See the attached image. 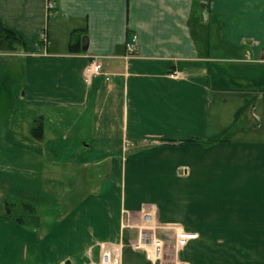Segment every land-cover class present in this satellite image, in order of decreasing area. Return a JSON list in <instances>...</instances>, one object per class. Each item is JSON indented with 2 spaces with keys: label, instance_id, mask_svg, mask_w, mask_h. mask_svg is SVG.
Segmentation results:
<instances>
[{
  "label": "crops",
  "instance_id": "obj_1",
  "mask_svg": "<svg viewBox=\"0 0 264 264\" xmlns=\"http://www.w3.org/2000/svg\"><path fill=\"white\" fill-rule=\"evenodd\" d=\"M0 23L26 50L0 53V264H96L103 247L123 264V212L147 202L196 234L184 263L264 264V0H0ZM93 57L102 71L85 81ZM8 93L52 124L58 115L63 142L52 131L43 142L42 122L40 140L22 130ZM55 140L68 156L93 148L115 181L69 189L72 207L21 226L6 195L46 201L35 176Z\"/></svg>",
  "mask_w": 264,
  "mask_h": 264
},
{
  "label": "rangeland",
  "instance_id": "obj_2",
  "mask_svg": "<svg viewBox=\"0 0 264 264\" xmlns=\"http://www.w3.org/2000/svg\"><path fill=\"white\" fill-rule=\"evenodd\" d=\"M7 95L8 96H6V99L9 101L10 107L13 106L15 108L18 106L22 109L21 116H18L19 118L16 119L17 124L22 126V130H24L25 126H28L27 129L29 134V129L33 127L37 121H41L44 125V129H46L43 142L48 140L47 134L49 131H52L51 134L54 136V138H56V140L58 139L59 141H62V132L55 131L57 128L61 129L62 127L57 121V118H60L58 115L53 116L56 120L52 124L49 122L52 119L50 115L46 114V116L39 117L38 114L34 113V111H26L24 103L20 105L17 101H15V98H13L14 96H12L10 93ZM48 111H52V109H48ZM16 129L17 132L21 130L19 126ZM56 140L53 146L54 148H51L53 149L52 155L54 156V163L40 162L39 172L35 176V178L38 179L36 182L37 185L42 189L48 188L49 192L46 201L44 200V203L42 202V204L38 206L39 215L41 216L42 221H50L56 215H59L62 211H65L68 207H72L75 202L74 199L76 198L73 197L69 199L70 195L67 194L69 189L72 191L73 189H76L81 195H84L91 189L99 187L101 181L104 182V187L112 185L115 181L109 174L110 163H91L94 161L92 158L93 155L91 154V150H93V148H90L86 151L75 147L65 148L66 153L67 150L69 151L71 149V152L68 153L70 156H68L63 152L64 148L62 147V143L57 142ZM98 148L100 147H97V149ZM97 152L100 154L98 150ZM45 154H47L46 151ZM105 175L108 176L105 177ZM13 182L15 183V180H13ZM18 184L19 183L17 181V185ZM20 186H22V184H20ZM6 197L29 202L27 199L15 197L13 195L10 196V194L6 195ZM48 199L49 201L51 199L55 200V202L52 203L50 201L49 203H46ZM158 211V207L156 204H154V202L142 203L138 210H124V221L122 227L123 230H128V235L125 239L126 245L129 244L130 246H126L123 250V264H135L136 259L134 260V258L141 260L144 262V264L146 262L143 259L144 256L142 253L134 252L133 254L131 251L132 240L136 238V234L139 230L147 236H149L151 232L154 231L155 236L163 241L162 256L161 259L156 262V264H178V262H183L180 259V252L191 240H189L182 248L177 246L175 242V235L178 231L183 230L176 229L173 222H159L157 219ZM135 253L136 257L134 256Z\"/></svg>",
  "mask_w": 264,
  "mask_h": 264
},
{
  "label": "built area",
  "instance_id": "obj_3",
  "mask_svg": "<svg viewBox=\"0 0 264 264\" xmlns=\"http://www.w3.org/2000/svg\"><path fill=\"white\" fill-rule=\"evenodd\" d=\"M40 40L45 42V35H40ZM137 36L133 34L125 43L124 58H131L136 53ZM102 64L99 58L93 57L89 65L85 69V81L91 80L93 76L101 74ZM177 73L170 76L174 77ZM129 226V225H127ZM196 234L191 232L178 231L175 235L176 245L184 247L189 240L195 239ZM131 249L136 253H142L144 259L151 264H156L161 259L163 250V241L155 236L152 231L149 236L145 235L140 230L136 234V238L132 240ZM98 264H121L120 254L116 253L110 248L103 247ZM178 264H185L178 262Z\"/></svg>",
  "mask_w": 264,
  "mask_h": 264
},
{
  "label": "trees",
  "instance_id": "obj_4",
  "mask_svg": "<svg viewBox=\"0 0 264 264\" xmlns=\"http://www.w3.org/2000/svg\"><path fill=\"white\" fill-rule=\"evenodd\" d=\"M69 49L71 52L80 51L79 43H71ZM24 51H26L25 42L22 37L15 32L6 29L0 23V53L12 54ZM34 126L29 129L30 136L36 140L42 139L41 121H37ZM4 212L5 215L21 226L37 228L40 224L38 207L32 203L22 200L12 202L6 201L4 203Z\"/></svg>",
  "mask_w": 264,
  "mask_h": 264
},
{
  "label": "water",
  "instance_id": "obj_5",
  "mask_svg": "<svg viewBox=\"0 0 264 264\" xmlns=\"http://www.w3.org/2000/svg\"><path fill=\"white\" fill-rule=\"evenodd\" d=\"M81 50L82 51H86L87 50V39H86V37L82 38Z\"/></svg>",
  "mask_w": 264,
  "mask_h": 264
}]
</instances>
